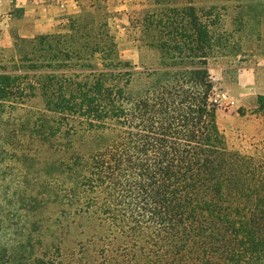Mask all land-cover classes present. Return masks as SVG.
<instances>
[{"label":"trees","instance_id":"obj_1","mask_svg":"<svg viewBox=\"0 0 264 264\" xmlns=\"http://www.w3.org/2000/svg\"><path fill=\"white\" fill-rule=\"evenodd\" d=\"M138 23L158 65L123 60L90 11L0 48V145L44 161L42 242L0 264H264V154L218 123L209 24L193 5Z\"/></svg>","mask_w":264,"mask_h":264},{"label":"rangeland","instance_id":"obj_2","mask_svg":"<svg viewBox=\"0 0 264 264\" xmlns=\"http://www.w3.org/2000/svg\"><path fill=\"white\" fill-rule=\"evenodd\" d=\"M187 5L197 8L216 41L209 65L218 123L233 148L260 156L264 0H0V48L13 46L23 26L30 38L62 32L69 19L90 11L108 23L122 59L142 69L160 61L157 49L138 39V20L150 9ZM142 83L136 80L135 89ZM43 162L42 145H0V248L12 249L29 233L42 242Z\"/></svg>","mask_w":264,"mask_h":264},{"label":"crops","instance_id":"obj_3","mask_svg":"<svg viewBox=\"0 0 264 264\" xmlns=\"http://www.w3.org/2000/svg\"><path fill=\"white\" fill-rule=\"evenodd\" d=\"M23 27L25 28V26H23ZM24 28L21 29L22 30L21 31V36H23V37H30L31 36V29L26 31V28L25 29Z\"/></svg>","mask_w":264,"mask_h":264}]
</instances>
